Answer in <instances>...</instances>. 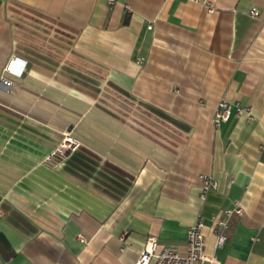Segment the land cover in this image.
I'll use <instances>...</instances> for the list:
<instances>
[{
    "label": "crops",
    "instance_id": "1",
    "mask_svg": "<svg viewBox=\"0 0 264 264\" xmlns=\"http://www.w3.org/2000/svg\"><path fill=\"white\" fill-rule=\"evenodd\" d=\"M0 207V264H133L198 215L218 264H264V0H0Z\"/></svg>",
    "mask_w": 264,
    "mask_h": 264
},
{
    "label": "built area",
    "instance_id": "2",
    "mask_svg": "<svg viewBox=\"0 0 264 264\" xmlns=\"http://www.w3.org/2000/svg\"><path fill=\"white\" fill-rule=\"evenodd\" d=\"M113 0H110L112 2ZM200 1V0H191ZM212 10L211 7L208 8ZM259 10L256 6L250 8V14L257 15ZM13 60L10 61L7 68H11ZM6 83H8L7 80ZM247 113L248 118H253L251 108L248 105H240L236 102L228 100H220L215 106L213 112V124L219 126L222 122L229 119L232 114L241 115ZM81 144L80 139L70 130L62 132L61 138L57 145L52 148L42 159L47 166L54 167L58 165L68 153L75 151ZM201 185V196L217 186V181L207 173L199 175ZM4 210L0 207V215ZM242 207L239 203L233 207H225L219 215H215L212 220L214 224L215 240L214 246H221L227 239V235L223 232L228 227V218L232 214H241ZM204 221L201 215L188 225L186 231L185 247L183 250L178 248L162 245L159 246L155 236H148L133 264H218V260L213 254H207L204 250L205 236L203 233ZM219 230V231H218ZM79 239L84 241V237L80 234Z\"/></svg>",
    "mask_w": 264,
    "mask_h": 264
}]
</instances>
